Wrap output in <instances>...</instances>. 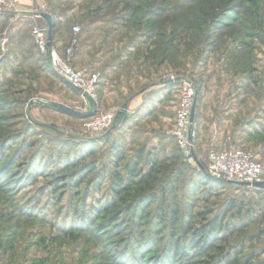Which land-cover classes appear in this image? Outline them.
<instances>
[{
  "label": "rangeland",
  "instance_id": "1",
  "mask_svg": "<svg viewBox=\"0 0 264 264\" xmlns=\"http://www.w3.org/2000/svg\"><path fill=\"white\" fill-rule=\"evenodd\" d=\"M41 2L60 35L69 37L72 24L102 33L98 43L111 57L98 66V101L90 102L37 55L34 6L21 19L27 38L18 46L19 28L8 18L18 3L0 8V264H222L226 256L264 264V188L202 178V157L189 159L171 134L185 81L196 88V112L206 100L220 106L234 95L245 109L260 103L254 138L228 132L220 148L218 129L205 142L193 120L202 156L235 146L264 164V0ZM73 62L82 69L76 55ZM108 67L163 71L159 103L131 110L139 76L137 91L115 95L100 79ZM107 110L115 112L109 130L85 129ZM113 171L134 181L117 186ZM212 221L231 230L210 235L211 247L195 246L194 232L206 234ZM176 239L185 251L173 259L166 252Z\"/></svg>",
  "mask_w": 264,
  "mask_h": 264
},
{
  "label": "built area",
  "instance_id": "2",
  "mask_svg": "<svg viewBox=\"0 0 264 264\" xmlns=\"http://www.w3.org/2000/svg\"><path fill=\"white\" fill-rule=\"evenodd\" d=\"M20 0H0V7L11 8ZM31 11L34 19H41L40 13L44 11L46 4L40 0H34ZM48 26L43 22H35L31 27V36L39 53L47 58L50 69L72 88L78 90L81 95L90 102L98 101L97 84L98 73H89L86 69H77L72 65L75 48L79 44L77 33L80 26H72L73 36L68 45L61 52L51 43L48 45ZM196 103V88L190 82H183L180 87V95L177 104L175 122L171 131L178 148L189 158L202 157V163L206 173L223 181L264 182V164L256 161L254 156L235 146L223 151L210 150L202 156L196 149V123L192 119V111ZM115 116L114 110H107L96 114L84 123L86 130L102 133L110 129Z\"/></svg>",
  "mask_w": 264,
  "mask_h": 264
},
{
  "label": "crops",
  "instance_id": "3",
  "mask_svg": "<svg viewBox=\"0 0 264 264\" xmlns=\"http://www.w3.org/2000/svg\"><path fill=\"white\" fill-rule=\"evenodd\" d=\"M32 5H35L34 0H20L18 2V9L16 13H12L11 17H8L9 20L12 18L15 21L14 23H16L17 27L19 28L18 32H14L12 34L15 41H17V46L20 45L22 40L26 41V36H24V38H21L24 33H22V31L20 30V24L22 18H26L29 16V10ZM0 8L3 7L1 6ZM1 18L2 16H0V25L4 24V21L1 20ZM36 21L43 22L44 20L40 19ZM101 36L102 33H94L90 31L83 32L80 36V44L75 50V55L78 59V67L82 66L81 68L86 69L89 73H98V66L102 64L104 65L105 61H107V59H110L111 57V50H108L107 52L106 48L102 49L100 47V44L98 43ZM110 39L111 37L109 38V41H111ZM30 41H33L32 38H30ZM52 42L54 43L56 49L62 52L64 50V45H66L67 43V37L64 35H60L59 31L57 30L55 33H53ZM28 44L26 43V45ZM25 49L27 50V48ZM25 49H22L21 46H19V48L17 49L18 53L20 52L19 55H24V53L27 52ZM127 50L125 51L128 52ZM114 51H116V48L115 50H113V52ZM119 58L121 61L125 60L126 58H130V56L128 54L125 56H120ZM32 66H36V64L34 63ZM107 70L108 76H106V72H102V74L100 75V79H104V81L107 82H105V87L107 86L109 88V93L111 91L115 95L117 92L115 90H117V88L119 90H125V92H127V90L129 89L137 91V88L135 86L136 83L134 82H137L136 78L139 76L138 78L141 81V88L139 89L140 91L135 92L132 95L134 98L129 105V108L131 110H136L138 108L143 109L146 105H148L149 101L153 105L155 103L158 104V97L162 96V94L165 92L164 87L166 84L164 83L163 71L159 72V70L153 69L151 72H148V70L146 72H143L142 70L141 72L140 70L138 71L135 68L130 71H124L116 67H108ZM100 73L101 72L99 71V74ZM113 76L118 79H115ZM112 77L114 78V80ZM113 82H115L117 86L115 84L113 85ZM233 93H236L237 95L238 92L234 91ZM153 97H155L154 100ZM246 104L247 102H245L244 99L235 97V95L231 96L227 100H224L223 102H220V106H218V104L214 102L211 105L208 100L202 102L200 104L199 112H196L195 108L193 114V119L195 121L198 120L199 122V124L197 125L200 128V139H204L205 142L212 143V140L214 138L213 135H215V131L213 132V135L211 133L213 128H216L219 131V136H217L216 138V145L219 148L225 144V140L222 139L225 133L228 132H232L235 136L240 137L238 141L243 140L244 138L253 137L255 135L254 131H256V123L258 122V120H261L260 103L256 105L251 104V108L249 107L248 109H245Z\"/></svg>",
  "mask_w": 264,
  "mask_h": 264
},
{
  "label": "trees",
  "instance_id": "4",
  "mask_svg": "<svg viewBox=\"0 0 264 264\" xmlns=\"http://www.w3.org/2000/svg\"><path fill=\"white\" fill-rule=\"evenodd\" d=\"M52 9V8H51ZM52 16L54 15V13H53V11L52 12H49ZM53 18H54V16H53ZM86 20H89V17H86ZM90 21V20H89ZM53 22H54V27H53V33H55L56 32V21H55V19L53 20ZM72 26H73V24L71 25V27H70V31H69V37H67V43H66V45H64V48L68 45V43H69V40H70V38L73 36V32H72ZM80 26V25H79ZM30 33H31V30H30ZM83 32L80 30V32H78L77 33V37H78V39H79V44H80V36H81V34H82ZM32 38V37H31ZM33 40V39H32ZM33 43H34V41H33ZM78 44V45H79ZM52 45L55 47V45H54V43L52 42ZM34 47H35V49H36V52H37V55H41V56H43V59L46 61V63H47V58H46V56L45 55H43V54H41V53H39L38 52V50H37V48H36V46H35V44H34ZM56 48V47H55ZM77 48V47H76ZM76 48H75V50H76ZM74 55H75V51H74ZM73 58H74V56H73ZM72 65L74 66V62H73V59H72ZM48 67H49V65H48ZM50 68V67H49ZM51 70V69H50ZM52 71V70H51ZM59 79H61L59 76H57ZM62 80V79H61ZM62 82H64L65 84H67L64 80H62ZM67 85H69V84H67ZM70 86V85H69ZM98 89V88H97ZM99 90V89H98ZM196 103H197V98H196ZM174 141H175V139H174ZM175 144H176V141H175ZM176 147L178 148V146H177V144H176ZM179 149V148H178ZM151 161H155V159L154 158H152V160ZM136 167V165L135 164H131V165H128V166H126V169L127 170H129V173H130V176L132 175V176H134L135 175V171H134V168ZM113 174H114V181H115V185H117V186H124V188H126V186L128 187L129 185H130V183L132 182V181H134V179H133V177L131 178H128V180H129V182H126L122 177H120V174L118 173V172H114L113 171ZM112 174V175H113ZM198 175H202V178H204V179H208V181H211V182H216V183H222V182H225V181H223V180H217V179H214V178H211L207 173H206V171H199V173H197ZM145 178L143 177V178H141V181H143ZM232 184V183H231ZM233 185V184H232ZM235 185V184H234ZM59 186V184H57V183H55L54 184V187L56 188V187H58ZM113 187V189L115 190L116 189V187L113 185L112 186ZM240 187H246L247 188V186H240ZM123 188V189H124ZM255 190H259V189H257V188H254ZM253 189V190H254ZM151 201H153L152 199L150 200V202ZM142 208V207H141ZM226 229H229V230H231L229 227H227V225L225 224V226L222 228V226H221V223H219V224H217L216 225V221H212V222H210V224H209V228H208V231H207V233L206 234H204V230H205V228H203V229H201V230H196L195 232H194V234H193V243H194V245L196 246L197 244H199V243H204L205 244V246L206 247H211V242L209 241V239H210V235H216V233H221V232H224V233H226ZM224 237V236H223ZM184 248V246H182V242L180 241V240H178V239H176V240H174V241H170L169 242V244H168V249H167V252H166V255H168L169 257H171V258H173V259H175V258H177V257H180V253H181V250ZM184 250V249H183ZM185 251V250H184ZM222 264H231V260H230V257L229 256H226V258L222 261Z\"/></svg>",
  "mask_w": 264,
  "mask_h": 264
},
{
  "label": "water",
  "instance_id": "5",
  "mask_svg": "<svg viewBox=\"0 0 264 264\" xmlns=\"http://www.w3.org/2000/svg\"><path fill=\"white\" fill-rule=\"evenodd\" d=\"M41 18L45 21V23L48 26V45L50 46L52 43V39H53V27H54V22H53V18L49 13L46 12H42L40 14ZM193 114H194V110L192 111V119H193ZM226 182L229 183H236L238 185H242V186H249V187H253V188H264V182H254V183H249V182H242V181H230L227 180Z\"/></svg>",
  "mask_w": 264,
  "mask_h": 264
}]
</instances>
